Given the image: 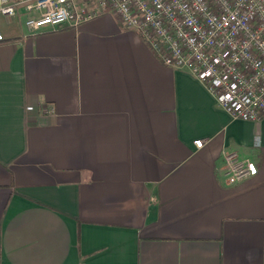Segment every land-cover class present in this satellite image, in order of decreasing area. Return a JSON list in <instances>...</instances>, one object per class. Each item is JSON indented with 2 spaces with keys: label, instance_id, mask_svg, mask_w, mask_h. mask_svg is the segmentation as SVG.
Instances as JSON below:
<instances>
[{
  "label": "crops",
  "instance_id": "crops-1",
  "mask_svg": "<svg viewBox=\"0 0 264 264\" xmlns=\"http://www.w3.org/2000/svg\"><path fill=\"white\" fill-rule=\"evenodd\" d=\"M24 17L0 15V264H264V116L232 118L112 12ZM223 148L257 174L225 184Z\"/></svg>",
  "mask_w": 264,
  "mask_h": 264
},
{
  "label": "built area",
  "instance_id": "built-area-1",
  "mask_svg": "<svg viewBox=\"0 0 264 264\" xmlns=\"http://www.w3.org/2000/svg\"><path fill=\"white\" fill-rule=\"evenodd\" d=\"M18 11L29 33L65 23L76 26L112 12L141 35L162 63L201 81L232 118L264 116V0H0V15ZM202 143L194 140L196 147ZM220 156L225 184L257 174L251 157L226 148Z\"/></svg>",
  "mask_w": 264,
  "mask_h": 264
}]
</instances>
